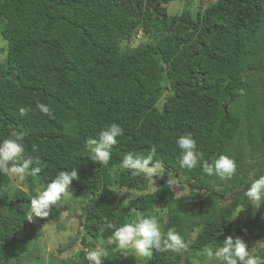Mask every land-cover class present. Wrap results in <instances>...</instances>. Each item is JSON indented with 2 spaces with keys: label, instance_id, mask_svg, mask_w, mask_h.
<instances>
[{
  "label": "trees",
  "instance_id": "trees-1",
  "mask_svg": "<svg viewBox=\"0 0 264 264\" xmlns=\"http://www.w3.org/2000/svg\"><path fill=\"white\" fill-rule=\"evenodd\" d=\"M171 1L0 0L7 43L0 60V142L13 129L26 132L25 157L38 156L44 165L18 187L0 172V264L38 263L41 233H21L30 199L59 171L74 168L79 178L71 199L85 232L82 248L59 264H88L87 250L98 247L108 251L102 264L203 263L198 253L219 248L229 235L264 257V203L257 208L245 196L264 175V0H210L194 10L192 0H182L179 13L169 14ZM21 107L32 111L21 117ZM112 123L124 134L104 167L88 158L86 140ZM182 135L196 140L209 163L220 155L234 159L237 174L221 180L201 166L181 168L176 140ZM152 147L165 168L157 185L128 170L111 171L128 153L146 155ZM168 175L177 178L175 191L166 186ZM113 188L134 194L130 204ZM72 209L61 201L39 221L62 231V213ZM137 211L153 212L162 232L174 229L188 249L125 258L108 242L114 229L106 225L134 222Z\"/></svg>",
  "mask_w": 264,
  "mask_h": 264
},
{
  "label": "clouds",
  "instance_id": "clouds-1",
  "mask_svg": "<svg viewBox=\"0 0 264 264\" xmlns=\"http://www.w3.org/2000/svg\"><path fill=\"white\" fill-rule=\"evenodd\" d=\"M37 108L42 114L51 116L50 109L46 104L37 103ZM30 111H32L31 108L21 107L19 114L24 117ZM123 134V128L112 123L98 133V138H88L86 140L89 151L88 158L93 162H99L101 166L108 167L113 146L117 144V138ZM26 136V132L13 129L9 137L0 142V172L14 181L22 182L28 176H36L44 169L38 156L25 157ZM176 144L181 151L178 160L181 168L192 170L201 166L205 174L215 175L221 180H230L237 174L235 160L227 155H220L212 163L205 160L203 152L198 150L197 142L191 135L180 136L176 140ZM118 170H128L132 178L143 176L153 185L155 184L154 177L162 178L165 175L162 161L156 159L155 147H152L146 155L128 153L123 157L119 169L115 165L112 166L113 173ZM78 178L79 174L75 168L72 171H59L43 191L30 199L27 220L32 222L34 217L48 218L54 206L61 201L70 200L73 196L72 181ZM176 185L177 178L168 175L166 186L175 191ZM110 190L117 195L127 192L126 190L118 192L115 188ZM245 196L257 208L264 203V175L251 182ZM128 203L129 200L126 199L124 205ZM106 227L114 229L108 242L115 244L125 258L131 254L141 260H151L154 251L180 254L189 247V243L174 229H168L165 235L158 219L150 215L138 214L134 222H127L119 227L109 222ZM198 255L205 257L208 264L212 261H218L219 264H264V257L253 254L242 238H233L231 235L223 239V244L219 248L213 250L212 247H205ZM107 256L108 251L104 247H98L87 251L85 259L88 264H102Z\"/></svg>",
  "mask_w": 264,
  "mask_h": 264
},
{
  "label": "rangeland",
  "instance_id": "rangeland-1",
  "mask_svg": "<svg viewBox=\"0 0 264 264\" xmlns=\"http://www.w3.org/2000/svg\"><path fill=\"white\" fill-rule=\"evenodd\" d=\"M210 0H192L191 3V9H201L203 8ZM183 1L182 0H172L168 5V12L169 14H175L179 13L181 8L183 7ZM136 38L140 39V34L138 33V36ZM6 40L1 36L0 34V60H4V57L6 55ZM160 105V104H159ZM159 177H154L155 185L158 183ZM15 185L18 187L20 185L19 181L14 182ZM124 189H121L123 191ZM127 191V190H126ZM202 192V190H200ZM83 192L78 193L76 195V199L79 200L83 196ZM132 194L130 191H127L123 194H121V200L120 202L124 204V201L126 199L129 200V203L132 200ZM201 197L198 199H204L206 196L205 194H201ZM74 197V198H75ZM70 206H73L74 209L70 211H64L62 213L61 217V224L63 225L62 231H57V226L55 223H40L39 218L34 217L32 222H29L26 224V226L21 231L22 234H25L26 232L30 231L31 229H34L36 231H39L41 233V237L38 242V253L39 261L37 264H59L60 260L64 257L70 255L72 252L79 250L82 248L81 240L80 238L84 235V229L81 228V222L79 220V210H77L78 203L76 201H72V199L67 201ZM127 204V205H128ZM142 215L140 212H136L134 216V220H136L137 215ZM155 216L153 212H149L145 216ZM241 213L237 212L235 214V219L237 220L240 217ZM192 236V235H191ZM188 239V238H187ZM71 244L69 247H66L65 245ZM61 246L62 252H58V247ZM254 248V247H253ZM87 250V249H84ZM88 251V250H87ZM90 251V250H89ZM213 262V261H212ZM210 262V264H212ZM194 264H208V262H199V260H193Z\"/></svg>",
  "mask_w": 264,
  "mask_h": 264
},
{
  "label": "water",
  "instance_id": "water-1",
  "mask_svg": "<svg viewBox=\"0 0 264 264\" xmlns=\"http://www.w3.org/2000/svg\"><path fill=\"white\" fill-rule=\"evenodd\" d=\"M200 205H201V202H200Z\"/></svg>",
  "mask_w": 264,
  "mask_h": 264
}]
</instances>
